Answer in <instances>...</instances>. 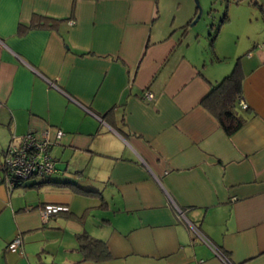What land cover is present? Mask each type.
Masks as SVG:
<instances>
[{
  "label": "crops",
  "instance_id": "0c3cea01",
  "mask_svg": "<svg viewBox=\"0 0 264 264\" xmlns=\"http://www.w3.org/2000/svg\"><path fill=\"white\" fill-rule=\"evenodd\" d=\"M234 2L260 23L235 64L245 121L227 134L201 99L231 54L190 26L196 0H0V161L29 131L63 132L50 182L0 181V264H225L195 230L233 264H264V0ZM44 203L78 220L61 260L34 237L60 228ZM83 232L110 257L80 260Z\"/></svg>",
  "mask_w": 264,
  "mask_h": 264
},
{
  "label": "built area",
  "instance_id": "2783aa9c",
  "mask_svg": "<svg viewBox=\"0 0 264 264\" xmlns=\"http://www.w3.org/2000/svg\"><path fill=\"white\" fill-rule=\"evenodd\" d=\"M152 96L153 94L150 91H145V97L151 98ZM239 103L242 108L247 107L243 99H240ZM62 135L63 132L57 130L56 139L52 140L47 132L39 136L33 131H29L20 136L17 141H14V139L10 141L1 159L4 183L8 186L9 190L16 183L22 182L33 175L47 174L55 170V160L50 153V149ZM66 208L64 205L44 203L39 206V213L42 219L47 220L53 214ZM195 232L200 239L209 243L214 248L216 255L225 264H233L203 233L199 230H195ZM21 247L22 236L21 234H17L8 242L6 248L8 251L17 252Z\"/></svg>",
  "mask_w": 264,
  "mask_h": 264
},
{
  "label": "trees",
  "instance_id": "16d2710c",
  "mask_svg": "<svg viewBox=\"0 0 264 264\" xmlns=\"http://www.w3.org/2000/svg\"><path fill=\"white\" fill-rule=\"evenodd\" d=\"M210 9L214 10L215 8L210 7ZM225 10H226V6L220 18V21L217 25L215 33L212 35L211 39L209 40L210 46H212L213 40L217 34V31L219 30L220 25H222V23L225 20H227V12ZM47 20L49 19L41 15H34L31 24L27 26H31L38 23L42 24L44 23V21L48 22ZM240 96H241L240 75L237 67H234L229 73L223 76L222 79H220L217 83L212 84L210 90L201 99V103L203 104V106L206 107L207 110H209V112L216 117V119L219 121V124L227 134H231L232 132L236 131L245 121V118L236 109L237 99ZM4 152L5 150H3V153ZM0 169H1L0 181L4 182L2 161H0ZM53 172L47 174H41V175H33L28 179L33 177H38L41 179L39 185L40 183L45 184L51 181L49 180L50 179L49 177ZM28 179L16 183V185H22L23 182L27 181ZM61 183L70 184L74 186L75 189L77 188L76 190H81L88 193L95 191L87 188H82L81 186L77 185L75 182H71V181L61 182ZM16 185H14L13 187H15ZM76 238L78 241V249L82 253V258L80 260H93L96 262H100L110 257L107 245L103 239L92 236L87 232L78 233L76 235Z\"/></svg>",
  "mask_w": 264,
  "mask_h": 264
},
{
  "label": "rangeland",
  "instance_id": "374dc122",
  "mask_svg": "<svg viewBox=\"0 0 264 264\" xmlns=\"http://www.w3.org/2000/svg\"><path fill=\"white\" fill-rule=\"evenodd\" d=\"M195 3V0H193ZM209 2V0H208ZM226 2L228 3L227 7V14L229 19L225 20L222 25L221 29H219V40L224 45V48L229 49V53L231 54V57L227 58L224 60V65L229 66V68L226 70L231 71L236 64L237 61V56L240 54L245 47L249 46L248 43H251L252 37H248L250 34V31L254 30L256 27V22L260 23L259 21L255 19V17L251 15L250 13V8L246 4L243 5H236L234 0H214L213 5L217 9L212 15H213V20L208 17L207 15V9L203 10V13L201 17L197 20V25H194L193 27L196 29L198 26L206 30L207 36H209V40L211 39L212 35L215 33V30L217 28V25L220 21V18L223 14V11L225 9V4ZM200 3V1H199ZM249 14L250 18L252 19V23L249 19ZM213 22L212 27L207 28L204 26L205 23H210ZM218 22V23H217ZM251 23V25H250ZM208 31V32H207ZM205 32V31H204ZM249 32L248 36L246 34ZM245 34V35H244ZM238 50V51H237ZM226 71V72H228ZM51 153V149H50ZM53 154V153H52ZM51 154V155H52ZM33 178H38V177H33ZM31 179V178H30ZM91 196H88V198ZM77 199V198H75ZM89 202V200H87ZM58 213V212H57ZM76 218L70 217V216H63V215H55L50 216L47 223L48 224H58L57 226H60V228H47L43 230H39L34 232V237L39 238L41 241L40 242H47L49 244V248L55 244H59L58 247H53L54 248V254L56 256V260H61L62 256L66 255V253L69 252H64L62 250V245L65 244L63 243L64 241H67L71 239V231H73V224L75 223L74 221ZM89 220V217H88ZM8 253H12L9 252ZM45 254V252H41ZM45 256H43L44 258Z\"/></svg>",
  "mask_w": 264,
  "mask_h": 264
},
{
  "label": "water",
  "instance_id": "95a60500",
  "mask_svg": "<svg viewBox=\"0 0 264 264\" xmlns=\"http://www.w3.org/2000/svg\"><path fill=\"white\" fill-rule=\"evenodd\" d=\"M196 5H197V7H198V13L196 14V16L193 18V20L191 21V23H190V26H194L196 23H197V20L199 19V17H201V15H202V13H203V9H202V7H201V5L198 3V0H196ZM212 11H215V10H211V9H209V10H207L206 12H207V15H208V17L209 18H213V13H212ZM213 20V19H212ZM212 25H213V22H210V23H205L204 24V26H206L207 28H210V27H212ZM208 32V31H207Z\"/></svg>",
  "mask_w": 264,
  "mask_h": 264
}]
</instances>
